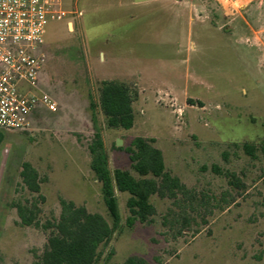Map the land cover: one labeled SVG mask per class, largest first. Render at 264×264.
Returning <instances> with one entry per match:
<instances>
[{
  "label": "rangeland",
  "instance_id": "obj_1",
  "mask_svg": "<svg viewBox=\"0 0 264 264\" xmlns=\"http://www.w3.org/2000/svg\"><path fill=\"white\" fill-rule=\"evenodd\" d=\"M64 10L65 20L46 27L35 91L58 112L39 105L28 131H2L0 264H30L47 244L48 233L22 226L14 208L37 197L23 185L25 163L44 180L42 223L60 217L65 199L112 226L90 166L91 102L111 171H131L125 149L133 139H154L167 170L195 193L184 208L153 197V223L130 228L129 195L117 191L121 224L99 264L135 256L149 264H264V0H64ZM103 81L138 93L131 130L106 126ZM245 143L258 148L256 159Z\"/></svg>",
  "mask_w": 264,
  "mask_h": 264
},
{
  "label": "trees",
  "instance_id": "obj_2",
  "mask_svg": "<svg viewBox=\"0 0 264 264\" xmlns=\"http://www.w3.org/2000/svg\"><path fill=\"white\" fill-rule=\"evenodd\" d=\"M137 97L138 93L126 83L101 82L98 109L109 129L128 131L134 127V102ZM90 109L95 123V133L89 145L90 166L101 184L103 200L113 224L111 226L100 214L90 213L85 206H77L65 199L60 200V217L42 223L40 205L45 203V198L41 195L44 180L29 163H25L20 173L23 185L30 194L37 197L33 200L19 201L15 203L14 208L22 226L35 227L48 233L43 253L30 264H99L103 249L108 247L116 228L121 224L117 191L129 195L127 208L130 216L127 225L130 228L138 222L153 223V218L157 214L152 203L155 196L162 200H171L180 208L186 207L195 198L194 191L167 170L164 155L155 146L154 139L144 137L133 139L130 146L125 149L131 162V171L120 169L111 171L102 132L96 127L94 102H91ZM3 139L4 134L0 131V145ZM243 150L251 158H257L258 148L255 145L245 143ZM260 152L264 158V143ZM213 170L217 174H223L217 166H214ZM226 176L231 179L230 185L241 186L235 175ZM111 256L112 252L108 258ZM123 264L149 263L144 258L135 256L128 258Z\"/></svg>",
  "mask_w": 264,
  "mask_h": 264
},
{
  "label": "built area",
  "instance_id": "obj_3",
  "mask_svg": "<svg viewBox=\"0 0 264 264\" xmlns=\"http://www.w3.org/2000/svg\"><path fill=\"white\" fill-rule=\"evenodd\" d=\"M69 15L64 0H0V131H28L39 105L58 112L55 101L35 91L47 61L46 27Z\"/></svg>",
  "mask_w": 264,
  "mask_h": 264
},
{
  "label": "water",
  "instance_id": "obj_4",
  "mask_svg": "<svg viewBox=\"0 0 264 264\" xmlns=\"http://www.w3.org/2000/svg\"><path fill=\"white\" fill-rule=\"evenodd\" d=\"M117 147H121L123 145V142L121 140H118L116 142Z\"/></svg>",
  "mask_w": 264,
  "mask_h": 264
},
{
  "label": "crops",
  "instance_id": "obj_5",
  "mask_svg": "<svg viewBox=\"0 0 264 264\" xmlns=\"http://www.w3.org/2000/svg\"><path fill=\"white\" fill-rule=\"evenodd\" d=\"M151 1H160V0H151Z\"/></svg>",
  "mask_w": 264,
  "mask_h": 264
}]
</instances>
